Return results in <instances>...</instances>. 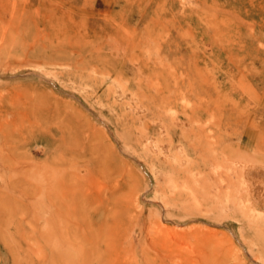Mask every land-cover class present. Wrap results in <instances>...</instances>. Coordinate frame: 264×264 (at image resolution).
Returning a JSON list of instances; mask_svg holds the SVG:
<instances>
[{
  "label": "rangeland",
  "instance_id": "374dc122",
  "mask_svg": "<svg viewBox=\"0 0 264 264\" xmlns=\"http://www.w3.org/2000/svg\"><path fill=\"white\" fill-rule=\"evenodd\" d=\"M0 115L1 232L18 228L49 255L65 241L80 251L102 239L114 264H264V206L254 191L264 187V0H0ZM98 144L108 147L97 152ZM87 162L97 175L63 190L73 164ZM90 205L119 211L104 234L91 225ZM0 247V264H11Z\"/></svg>",
  "mask_w": 264,
  "mask_h": 264
},
{
  "label": "bare ground",
  "instance_id": "6f19581e",
  "mask_svg": "<svg viewBox=\"0 0 264 264\" xmlns=\"http://www.w3.org/2000/svg\"><path fill=\"white\" fill-rule=\"evenodd\" d=\"M82 45H84V44H82ZM85 46V45H84ZM114 46V45H113ZM83 47V46H82ZM66 48H68V47H66ZM76 48H77V46H76ZM98 48H99V45H98ZM71 49V48H70ZM70 49H68V50H70ZM100 49H101V47H100ZM106 49V48H105ZM67 50V51H68ZM72 50H74V49H72ZM71 50V51H72ZM80 50V49H79ZM95 50V49H94ZM96 51H97V49H96ZM73 52V51H72ZM78 52V51H77ZM115 52V51H114ZM119 52V51H118ZM80 53V52H79ZM98 53V52H97ZM101 53V52H100ZM73 54V53H72ZM72 54L70 53V55L72 56ZM90 54V53H89ZM93 54V53H92ZM77 55V54H76ZM79 55V54H78ZM86 55H87V53H86ZM68 57H69V55H67ZM81 56V55H80ZM75 57V56H74ZM74 57H73V59H74ZM84 57V56H83ZM54 58V57H53ZM71 58V57H70ZM75 58H77V57H75ZM85 58V57H84ZM72 59V60H73ZM80 59V58H79ZM107 59V58H106ZM76 60V59H75ZM70 62H71V60H69ZM81 61V60H80ZM76 62V61H75ZM83 62V61H82ZM96 62V61H95ZM72 63V62H71ZM73 64V63H72ZM75 64H77V63H75ZM82 64H84V63H82ZM87 64V63H86ZM79 65V64H78ZM123 65V64H122ZM76 66V65H75ZM144 66H145V64H144ZM17 68H19V67H17ZM77 68V67H76ZM92 68V67H91ZM85 69V68H84ZM93 69V68H92ZM91 69V70H92ZM95 69V68H94ZM93 69V70H94ZM140 69V68H139ZM83 70V69H82ZM79 71V70H78ZM99 71H101V70H99ZM63 72H64V70H63ZM161 72V71H160ZM95 73V72H94ZM106 73V72H105ZM107 73H108V71H107ZM64 74V73H63ZM90 74V73H89ZM62 76V75H61ZM60 76V77H61ZM121 76V75H120ZM63 77H64V75H63ZM118 77H119V75H118ZM123 77V76H122ZM125 78V77H124ZM89 79V78H88ZM81 80V79H80ZM84 80V79H83ZM86 80V79H85ZM117 80V79H116ZM113 81H115V78H114V80ZM112 81V82H113ZM122 81H125V80H123L122 79ZM131 81V80H130ZM120 82V81H119ZM133 82V81H132ZM131 82V83H132ZM140 82V81H139ZM68 83V82H67ZM102 83V82H101ZM126 83V82H125ZM125 83H123V84H125ZM130 84V83H129ZM118 85V84H117ZM66 86V85H65ZM73 86H75L74 84H73ZM81 86V85H80ZM79 85H78V87H80ZM101 86V85H100ZM110 86V85H109ZM127 86V85H126ZM111 87V86H110ZM109 87V88H110ZM113 87H114V85H113ZM75 88V87H74ZM108 88V87H107ZM124 88V87H123ZM122 88V89H123ZM146 88V87H145ZM148 88V87H147ZM116 89V88H115ZM125 89V88H124ZM123 89V90H124ZM139 89H140V87H139ZM122 90V91H123ZM129 90V89H128ZM128 90H126V91H128ZM148 90V89H147ZM105 91V90H104ZM109 91V90H108ZM126 91H125V93H126ZM138 91V90H137ZM148 91H150V90H148ZM43 92H45V91H43ZM111 92H112V90H111ZM114 92V91H113ZM129 92H130V90H129ZM128 92V93H129ZM151 92V91H150ZM42 93V92H41ZM109 93V92H108ZM139 93V92H138ZM44 94V93H43ZM42 94V95H43ZM46 94V93H45ZM137 94V93H136ZM152 94V93H151ZM47 95H48V98H49V94L47 93ZM85 95H87V93L85 94ZM108 95V94H107ZM140 95V94H139ZM144 95H146L145 93H144ZM154 95V94H153ZM157 95V94H156ZM53 97H55L54 95H52ZM109 96V95H108ZM117 96V95H116ZM125 96V95H124ZM141 96V95H140ZM42 97V96H41ZM43 97H44V95H43ZM51 97V96H50ZM99 97V96H98ZM113 97V96H112ZM136 97V96H135ZM134 97V98H135ZM138 97V96H137ZM159 97V96H158ZM125 98V97H124ZM131 98V97H130ZM139 98V97H138ZM146 98V97H145ZM151 98V97H150ZM171 98V97H170ZM43 99H45V98H43ZM47 99V98H46ZM53 99V98H52ZM57 99V98H56ZM106 99V98H105ZM133 99V98H132ZM168 99V98H167ZM58 100V99H57ZM61 100V99H60ZM107 100V99H106ZM115 100V99H114ZM113 100V101H114ZM158 100V99H157ZM162 100V99H161ZM178 100V99H177ZM51 101H54V100H51ZM50 101V102H51ZM63 101V100H62ZM99 101V100H98ZM116 101H117V99H116ZM119 101V100H118ZM127 101V100H126ZM138 101V100H137ZM143 101H145V100H143ZM155 101V100H154ZM153 101V102H154ZM164 101H166V100H164ZM175 101H176V99H175ZM50 102H48L49 104H50ZM57 102V101H56ZM61 102V101H60ZM66 102V101H65ZM64 102V103H65ZM68 102V101H67ZM70 102V101H69ZM80 102V101H79ZM111 102V101H110ZM124 102V101H123ZM134 102V101H133ZM149 102H151V101H149ZM159 102V101H158ZM158 102L156 101V103L158 104ZM163 102V101H162ZM178 102V101H177ZM70 103H72V102H70ZM75 103V102H74ZM92 103V102H91ZM97 103V102H96ZM113 103V102H112ZM121 103V102H120ZM136 103V102H135ZM168 103H172V100L170 99V101L168 100ZM54 104H55V102H54ZM63 104V103H62ZM73 104V103H72ZM94 104V103H93ZM102 104V103H101ZM115 104H116V102H115ZM134 104V103H133ZM161 104V103H160ZM167 104V103H166ZM34 105V104H33ZM47 105V104H46ZM52 104H50V106H51ZM58 103H57V107H58ZM96 105V104H95ZM117 105V104H116ZM121 105V104H120ZM120 105H119V108H120ZM125 105V104H124ZM129 105V104H128ZM132 105V104H131ZM144 105V104H143ZM163 105H164V102H163ZM36 106V105H35ZM39 106H40V104H39ZM42 106V105H41ZM50 106H48V107H50ZM54 106V105H53ZM61 106H63V105H61ZM60 106V107H61ZM112 106V105H111ZM122 106V105H121ZM137 106H139V105H137ZM137 106H135V108L137 107ZM145 106V105H144ZM148 106H149V103H148ZM152 106H154V105H152ZM155 106H156V104H155ZM165 106V105H164ZM2 107V106H1ZM45 107V106H44ZM60 107H58V108H60ZM67 107V105L65 106V108ZM88 107V106H87ZM86 107V108H87ZM114 107H115V105H114ZM118 107V106H117ZM145 107H147V105L145 106ZM160 107V106H159ZM22 108H24V107H22ZM51 108V107H50ZM49 108V109H50ZM67 108H69V109H71L72 107H67ZM92 108V107H91ZM123 108V107H122ZM126 108V107H125ZM148 108V107H147ZM157 108V106L155 107V109ZM40 109V108H39ZM54 109V108H53ZM61 110H62V108H60ZM59 109V110H60ZM68 109V110H69ZM132 109H134L133 107L131 108V110ZM137 109V108H136ZM164 109V108H163ZM191 109V108H190ZM198 109V108H197ZM2 110V109H1ZM6 110V109H5ZM4 110V111H5ZM17 110V109H16ZM24 110V109H23ZM35 110H37V109H35ZM34 110V111H35ZM63 110H65V109H63ZM71 110H74V109H71ZM76 110V109H75ZM111 110V109H110ZM138 110H139V108H138ZM167 110V109H166ZM200 110H202V108L200 109ZM205 110V109H204ZM208 110V109H207ZM3 111V110H2ZM22 111V110H21ZM43 111V110H42ZM45 111V110H44ZM55 111V110H54ZM57 111H58V109H57ZM77 111V110H76ZM105 111V110H104ZM112 111V110H111ZM114 111V110H113ZM122 111V110H121ZM127 111V110H126ZM133 111V110H132ZM194 111V110H193ZM196 111V110H195ZM199 110H197V112H198ZM36 113L38 112V110L37 111H35ZM91 112V111H90ZM108 112V111H107ZM110 112V111H109ZM139 112V111H138ZM163 112H165V110H163ZM196 112V113H197ZM207 112V111H206ZM205 112V113H206ZM6 113V112H5ZM15 113V112H14ZM17 113V112H16ZM21 113V112H20ZM23 113V112H22ZM50 113V112H49ZM55 113H59V112H56L55 111ZM61 113V112H60ZM67 113V112H66ZM127 113V112H126ZM153 113V112H152ZM159 113V112H158ZM166 113V112H165ZM19 114V113H18ZM17 114V115H18ZM30 114H31V111H30ZM32 114H33V112H32ZM39 114V113H38ZM43 114H45V113H43ZM54 114V113H53ZM100 114V113H99ZM131 114H133V113H131ZM135 114V113H134ZM155 114V113H154ZM160 114V113H159ZM202 114V113H201ZM1 115H3V114H1ZM0 115V116H1ZM25 114H23V116H24ZM41 115V114H40ZM45 115H47V114H45ZM59 115V114H58ZM62 117H64V118H66V116H63L62 115V113L60 114ZM69 115H71V114H69ZM77 115V114H76ZM117 115V114H116ZM123 115V114H122ZM127 115V114H126ZM137 115V114H136ZM140 115V114H139ZM149 115V114H148ZM156 115V114H155ZM168 114H166V116H167ZM171 115H172V113H171ZM179 115V114H178ZM189 115V114H188ZM191 115V114H190ZM193 115V114H192ZM191 115V116H192ZM195 115V114H194ZM194 115H193V117H194ZM25 116H27V114L25 115ZM29 116V115H28ZM30 116H32V115H30ZM37 116V115H36ZM42 116H44V115H42ZM56 116H57V114L55 115V118L54 117H50L51 119H55L56 120ZM72 116V115H71ZM73 116H74V114H73ZM80 116V115H79ZM86 116V115H85ZM94 116V115H93ZM120 116V115H119ZM147 116V115H146ZM145 116V117H146ZM153 116V115H152ZM163 116V115H162ZM17 117V116H16ZM15 117V118H16ZM19 117H20V114L18 115V119H19ZM40 117V116H39ZM69 117V116H68ZM114 117V116H113ZM125 117H127V116H125ZM134 117V116H133ZM160 117V116H159ZM187 117H190V116H187ZM186 117V118H187ZM192 117V118H193ZM1 118V117H0ZM22 118V117H21ZM25 118H27V117H25ZM24 118V119H25ZM29 118V117H28ZM32 118H33V116H32ZM32 118H30L31 120H34V119H32ZM63 118V119H64ZM120 118H122V116L120 117ZM130 118V117H129ZM161 118V117H160ZM195 118V117H194ZM198 118H199V116H198ZM197 118V119H198ZM17 119V118H16ZM23 119V118H22ZM23 119V120H24ZM40 119H41V117H40ZM40 119H38L37 118V120H40ZM46 119V118H45ZM47 119H49V118H47ZM47 119H46V121H47ZM50 119V120H51ZM59 120H60V118H58ZM58 119H57V121H58ZM62 119V118H61ZM62 119V120H63ZM68 119L69 118H66V120L68 121ZM86 119V118H85ZM99 119V118H98ZM112 119V118H111ZM123 119V118H122ZM134 119V118H133ZM136 120H137V117L135 118ZM169 119H170V117H169ZM169 119H167V120H169ZM171 119L173 120V118L171 117ZM178 119V118H177ZM27 120V119H26ZM71 120V118L69 119V121ZM75 120V119H74ZM80 120H81V118H79V122H80ZM109 120V119H108ZM131 120V119H130ZM139 120V119H138ZM149 120V119H148ZM147 120V121H148ZM154 120V119H153ZM179 120V119H178ZM1 121V120H0ZM15 121V120H14ZM19 121H21V120H18V122L17 123H19ZM49 121V120H48ZM81 121H83L84 122V120H81ZM106 121V120H105ZM120 121V120H119ZM118 121V122H119ZM127 121V120H126ZM165 121V120H164ZM180 121V120H179ZM190 121H192V119L190 120ZM195 121V120H194ZM198 121V120H197ZM22 122V121H21ZM24 122V121H23ZM26 122V121H25ZM43 122H45V121H43ZM56 122V121H55ZM54 121H53V123H55ZM60 122V121H59ZM64 122H65V120L64 121H62V123L61 124H64ZM72 123H75V121H71ZM87 122H89V121H87ZM108 122V121H107ZM115 122H116V120H115ZM122 123H123V121H121ZM132 122V121H131ZM133 122H134V120H133ZM136 122V121H135ZM134 122V123H135ZM170 122V121H169ZM6 123V122H5ZM16 123V124H17ZM27 123H28V120H27ZM82 123V122H81ZM86 123V122H85ZM93 123H96V122H93ZM106 123V122H105ZM110 123V122H109ZM140 123V122H139ZM149 123V122H148ZM151 123V122H150ZM174 123V122H173ZM195 123V122H194ZM8 124V123H7ZM26 124V123H25ZM37 124V123H36ZM35 124V125H36ZM59 124V123H58ZM68 124V122L66 123V125ZM71 124V123H70ZM91 124V123H90ZM144 124H145V122H144ZM183 124V123H182ZM1 125H3V126H5L4 124H1ZM10 125V124H9ZM12 125V124H11ZM22 126H23V124H21ZM33 125V124H32ZM32 125H30V126H32ZM41 125V124H40ZM39 125V126H40ZM51 125V124H50ZM60 125V124H59ZM71 125H73L74 127H75V125L74 124H71ZM76 125H78V123H76ZM129 125V124H128ZM147 124H145V126H146ZM176 125V124H175ZM178 125V124H177ZM195 125H197V124H195ZM198 125H200V126H202L201 124H198ZM197 125V126H198ZM8 126V125H7ZM7 126H6V128H7ZM13 126V125H12ZM15 126V125H14ZM25 126V125H24ZM63 126H65V124L63 125ZM70 126V125H69ZM68 126V127H69ZM86 125H83L82 127H80V128H83V131H85L86 129V127H88V128H90L89 126H86ZM184 126L187 128L188 127V125L186 126L185 124H184ZM203 126H205V124L203 125ZM9 127V126H8ZM11 127V126H10ZM62 127V126H61ZM66 127V126H65ZM71 127V126H70ZM79 127V125L77 126V128ZM129 127H131V126H129ZM181 127V126H180ZM13 128V127H12ZM15 128V127H14ZM18 129H21V127L19 128V127H17ZM27 128H28V126H27ZM30 128V127H29ZM36 128V127H35ZM39 128V127H38ZM57 129H58V127H56ZM76 128V127H75ZM76 128V129H77ZM92 128V127H91ZM97 128V127H96ZM126 128V127H125ZM144 128H146V127H144ZM143 128V129H144ZM198 128V127H197ZM204 128V127H203ZM214 129H215V127H213ZM4 129V128H3ZM24 129V128H23ZM48 129V128H47ZM61 129V128H60ZM63 129V128H62ZM66 129H67V127H66ZM70 129V128H69ZM69 129H67V130H69ZM100 128H98L97 129V131L99 130ZM137 129V128H136ZM172 129V128H171ZM180 129H182V128H180ZM193 129V128H192ZM2 130V129H1ZM55 130V129H54ZM64 130V129H63ZM71 130H75V129H72V127H71ZM81 130V129H80ZM89 130V129H88ZM91 130H93V129H91ZM106 130V129H105ZM129 130V129H128ZM131 130V129H130ZM141 130V129H140ZM163 130V129H162ZM8 131V130H7ZM17 132L19 131V130H16ZM50 131H52V130H50ZM58 131V130H57ZM60 131H62V130H60ZM83 131H81V132H83ZM189 131H190V128H189ZM1 132V131H0ZM5 131H3V133H4ZM10 132V131H9ZM20 132V131H19ZM21 132H22V129H21ZM24 132V131H23ZM35 132V131H34ZM69 132H70V130H69ZM79 132V131H78ZM85 132H88V131H85ZM92 131H90V134H94L93 132L91 133ZM95 132V131H94ZM110 132V131H109ZM145 132H147L146 130H145ZM180 132V131H179ZM214 132V131H213ZM7 133V132H6ZM33 133V132H32ZM74 133V134H73ZM97 133V135L99 134L98 132H96ZM105 133V132H104ZM124 133V132H123ZM137 133H139V130L137 131ZM165 133V132H164ZM181 133V132H180ZM191 133H193V131L191 132ZM210 133H212L211 131H210ZM11 134V132L8 134V135H10ZM22 134V133H21ZM26 134V133H25ZM49 134V133H48ZM68 134L71 136V134L70 133H67L66 134V136H68ZM76 134H79V133H75V132H72V135H75L74 137H76V139H77V137H78V135L76 136ZM83 134V133H82ZM85 134V133H84ZM83 134V135H84ZM87 134V133H86ZM102 134V133H101ZM120 134V133H119ZM142 134H144V132L142 133ZM199 134V133H198ZM214 134H215V132H214ZM213 134V135H214ZM217 134V133H216ZM50 135H51V133H50ZM53 135V134H52ZM51 135V136H52ZM59 135H61V134H59ZM63 135V134H62ZM95 135V134H94ZM169 135V134H168ZM195 135V134H194ZM10 136H13V135H10ZM28 136V135H27ZM30 136H31V134H30ZM99 136H100V134H99ZM98 136V137H99ZM102 136H104V134L102 135ZM116 136H118V135H116ZM198 136V135H197ZM203 136V135H202ZM217 136V135H216ZM2 137H4V136H2ZM15 137H17V136H15ZM14 137V138H15ZM24 137V136H23ZM32 137H33V135H32ZM61 137V136H60ZM62 137H64V136H62ZM71 137H73V136H71ZM130 137V136H129ZM137 137V136H136ZM144 137H146V136H144ZM191 137V136H190ZM205 137V136H204ZM211 137V136H210ZM70 138V137H69ZM90 138V137H89ZM89 138H87V139H89ZM100 138V137H99ZM132 138V137H131ZM130 138V139H131ZM147 138V137H146ZM212 138V137H211ZM8 140L9 138H5V140ZM11 140L13 139V138H10ZM19 139H20V137H19ZM29 139V138H28ZM32 138H30L29 140H31ZM62 139V141H64L63 140V138H61ZM71 139H73V138H71ZM75 139V138H74ZM79 139V138H78ZM83 139V138H82ZM94 139H96V138H94ZM123 139V138H122ZM122 139H121V142H123L122 141ZM164 139V138H163ZM213 139V138H212ZM7 140L5 141V142H7ZM10 140V141H11ZM23 140V139H22ZM54 140L56 141V139H55V137H54ZM67 140H68V137H67ZM66 140V142H69V141H67ZM93 140V139H92ZM98 140V139H97ZM96 140V141H97ZM108 140V139H107ZM127 140V139H126ZM142 140V139H141ZM140 140V141H141ZM197 140V139H196ZM196 140H195V142H196ZM9 141V140H8ZM13 141V140H12ZM18 141H20V140H18ZM32 141V140H31ZM54 141V142H55ZM58 141V140H57ZM61 141V142H62ZM73 142L75 141V140H72ZM77 141V140H76ZM83 141H85L84 139H83ZM90 141H91V138H90ZM95 141V142H96ZM99 141V140H98ZM97 141V142H98ZM118 141V140H117ZM212 141H214V139L212 140ZM14 142V141H13ZM22 142V141H21ZM70 142H71V140H70ZM73 142H71V144H73ZM95 142H93L94 144H95ZM138 142V141H137ZM156 142V141H155ZM226 142V141H225ZM15 143V142H14ZM27 143H28V141H27ZM63 143V142H62ZM78 143V142H77ZM77 143H75L74 145H77L78 146V144ZM125 143V142H124ZM133 143V142H132ZM139 143V142H138ZM147 143V142H146ZM197 143V142H196ZM203 143V142H202ZM210 143V142H209ZM214 143H216V142H214ZM222 143V142H221ZM12 144V143H11ZM16 144H19V143H17L16 142ZM29 144H30V141H29ZM60 145H61V143H59ZM130 144V143H129ZM135 144V143H134ZM140 144L141 143H139V146H140ZM218 142H217V146H218ZM224 144V143H223ZM23 146H24V144H22ZM68 145L70 146V143H68ZM81 145V144H80ZM85 145V144H84ZM83 145V146H84ZM89 145V144H88ZM101 144H98L97 145V147H96V151H97V148H98V146H100ZM107 145V144H106ZM105 144H104V146H106ZM119 145V144H118ZM117 145V146H118ZM128 145V144H127ZM126 145V146H127ZM199 145V144H198ZM202 145V144H201ZM200 145V146H201ZM205 145V144H204ZM207 145V144H206ZM205 145V146H206ZM220 145V144H219ZM228 145V144H227ZM8 146V145H7ZM18 146V145H17ZM37 146V145H36ZM59 146V145H58ZM61 146H65V145H61ZM67 146V145H66ZM95 146V145H94ZM101 146H103V145H101ZM104 146H103V149H104ZM155 146H156V144H155ZM194 146H196V145H194ZM213 146V145H212ZM224 146H226V145H224ZM13 147V146H12ZM71 147H72V145H71ZM79 147V146H78ZM108 146H106L105 148H107ZM128 147V146H127ZM203 147V146H202ZM209 147V146H208ZM220 147V146H219ZM18 148H20L19 146H18ZM22 148V147H21ZM54 148V147H53ZM61 148V147H60ZM93 148V147H92ZM156 148H157V146H156ZM190 148V147H189ZM205 149H206V147H204ZM221 148H222V146H221ZM227 148H229V146L227 147ZM227 148H224L225 150H227ZM5 149H7V148H5ZM14 149H15V147H14ZM22 149H24V148H22ZM54 149H56V147L54 148ZM57 149H58V147H57ZM62 149V148H61ZM82 149V148H81ZM90 149H91V147H90ZM89 149V150H90ZM101 149V148H100ZM100 149L98 150V151H100ZM125 149V148H124ZM131 149V148H130ZM198 149H201V151H202V148L200 147V148H198ZM209 149V148H208ZM211 149V148H210ZM64 150V149H63ZM93 150L95 151V148H93ZM105 150H107V149H105ZM121 150V149H120ZM126 150V149H125ZM207 150V149H206ZM3 151V150H2ZM12 151V149L10 150V152ZM59 151V150H58ZM80 151V150H79ZM83 151V150H82ZM91 151V150H90ZM97 151V152H98ZM109 150H107L106 152H108ZM113 151V150H112ZM165 151V150H164ZM205 151V150H204ZM203 151V152H204ZM219 151V150H218ZM221 151V150H220ZM224 151V150H223ZM227 151H229V149L227 150ZM17 152V151H16ZM20 152V151H19ZM18 152V153H19ZM23 152V151H22ZM65 152H67L68 153V151L66 150ZM70 152V151H69ZM124 152H127V151H124ZM185 152H187V151H185ZM189 152V151H188ZM187 152V153H188ZM207 152V151H206ZM225 152V151H224ZM6 153H7V151H6ZM61 153V152H60ZM88 153V152H87ZM86 153V154H87ZM90 153V155H91V152H89ZM132 153V152H131ZM180 153V152H179ZM210 153V152H209ZM212 153V152H211ZM26 154V153H25ZM100 154H101V152H100ZM103 154H104V152H103ZM114 154V153H113ZM140 154V153H139ZM176 154H177V152H176ZM204 154V153H203ZM13 155V154H12ZM57 155H60L59 153L57 154ZM65 155V154H64ZM74 155V154H73ZM93 155V154H92ZM98 155V154H97ZM201 155V154H200ZM8 156V155H7ZM18 156H19V154H18ZM25 156V155H24ZM23 156V157H24ZM63 156V155H62ZM75 157H77L76 155H74ZM81 156V155H80ZM104 156V155H103ZM112 156V155H111ZM111 156H109L108 158H110ZM9 157V156H8ZM92 157H94V155L92 156ZM142 157V156H141ZM35 158V157H34ZM74 158V157H73ZM78 159H81V157H77ZM85 158V157H84ZM102 159H103V157H101ZM106 158V157H105ZM205 158V157H204ZM11 159V158H10ZM64 159V158H63ZM98 159V158H97ZM107 159V158H106ZM106 159H104L105 161H106ZM112 159V158H111ZM116 159V158H115ZM13 160V159H12ZM17 160H18V158H17ZM31 160V159H30ZM207 160H208V158H207ZM8 161V160H7ZM15 161V160H14ZM19 161H21V160H19ZM70 161V160H69ZM99 161H100V159H99ZM107 161H108V159H107ZM106 161V162H107ZM165 161V160H164ZM171 161V160H170ZM220 161V160H219ZM3 162V161H2ZM105 162V164H104V166L107 164ZM167 162V161H166ZM212 161H210V163H211ZM16 163V162H15ZM24 163V162H23ZM94 163V162H93ZM114 163V162H113ZM116 163V162H115ZM115 163L114 164H112L113 166L115 165ZM209 163V164H210ZM214 163V162H213ZM20 164V163H19ZM62 164V163H61ZM81 164V163H80ZM79 163H74L73 164V166H72V178L69 180V181H67V180H65V179H63V180H61L59 183L61 184V186H62V188H63V190H67L68 192L69 191H71V192H75V191H78V189H79V187H80V185H79V183L77 184V183H75L74 182V179H78V178H80V179H84L83 177H89L90 178V175H92V174H95V171L96 170H94V168H92V163H89V162H87L86 164L85 163H83L84 164V166H82V165H80ZM108 164H109V161H108ZM108 164L106 165V166H108ZM121 164H122V161H121ZM146 164V163H145ZM10 165V164H9ZM22 165V164H21ZM34 165V164H33ZM38 166H39V164H37ZM72 165V164H71ZM98 165H99V162H98ZM117 165H119V164H117ZM203 165V164H202ZM205 165V164H204ZM7 166V165H6ZM62 166H64V165H62ZM94 166H95V164H94ZM104 166H103V170H104ZM66 167H68V165H66ZM102 167V166H101ZM100 167V168H101ZM118 167V166H117ZM33 168H34V166H33ZM69 168V167H68ZM96 168V167H95ZM108 168V167H107ZM11 169H12V167H11ZM23 169V168H22ZM36 169V168H35ZM64 169H65V167H64ZM67 169V168H66ZM109 169H111L110 167H109ZM115 169V168H114ZM118 169V168H117ZM100 170V169H99ZM108 170V169H107ZM2 171V170H1ZM28 171V170H27ZM26 171V172H27ZM31 171V170H30ZM82 171H85L86 172V175L84 176H82L81 175V172ZM102 171V170H101ZM17 172V171H16ZM20 172V171H19ZM19 172H17V173H19ZM29 172V171H28ZM33 172V171H32ZM96 172H98V171H96ZM100 172V171H99ZM104 172H105V170H104ZM37 173V172H36ZM35 173V174H36ZM158 173V172H157ZM164 173V172H163ZM195 173H196V171H195ZM199 173V172H198ZM24 174V173H23ZM32 174V173H31ZM160 174V173H159ZM182 174V173H181ZM223 174V173H222ZM18 175V174H17ZM95 175H97V174H95ZM94 175V176H95ZM99 175H101V176H103L102 175V173H100ZM223 175H225V174H223ZM170 176H172V175H170ZM174 176V175H173ZM192 176V175H191ZM213 176V175H212ZM211 176V177H212ZM222 176V175H221ZM20 177H22V176H20ZM19 177V178H20ZM62 177V176H61ZM82 177V178H81ZM165 177H166V175H165ZM185 177V176H184ZM195 177H197V176H195ZM199 177V176H198ZM205 177V176H204ZM224 177V176H223ZM231 177V176H230ZM70 178V177H69ZM88 178V179H89ZM107 178V177H106ZM189 178H190V176H189ZM201 178V177H200ZM16 179V178H15ZM96 179V178H95ZM172 179H173V177H172ZM191 179V178H190ZM201 179H203V178H201ZM200 179V180H201ZM207 179V178H206ZM233 179V178H232ZM231 179V180H232ZM238 179V178H237ZM22 180V179H21ZM103 180H105V179H103ZM168 180V179H167ZM205 180V179H204ZM209 180V179H208ZM211 180H212V178H211ZM221 180V179H220ZM231 180H229V181H231ZM9 181V180H8ZM76 181V180H75ZM88 181V180H87ZM91 181V179L89 180V182ZM93 181V180H92ZM91 181V182H92ZM97 181H98V179H97ZM99 181H100V179H99ZM181 181V180H180ZM189 181V180H188ZM4 182V181H3ZM18 182V181H17ZM29 182V181H28ZM68 182H70V183H68ZM94 182H95V180H94ZM173 182H174V180H173ZM178 182V181H177ZM185 182H187V180L185 181ZM193 182V181H192ZM201 182V181H200ZM207 182V181H206ZM222 182H224V181H222ZM228 182V181H227ZM5 183V182H4ZM11 183V182H10ZM13 183H14V181H13ZM96 183V182H95ZM183 183V182H182ZM182 183H180L181 185H182ZM188 183V182H187ZM190 183V182H189ZM205 183V182H204ZM215 183V181L213 182V184ZM28 184V183H27ZM85 184V183H84ZM94 184V183H93ZM98 185L100 184V183H97ZM102 184V183H101ZM114 184H115V182H114ZM176 184V183H175ZM174 184V185H175ZM179 184V183H178ZM186 184V183H185ZM202 184V183H201ZM12 185V184H11ZM13 185H15V184H13ZM12 185V186H13ZM23 185V184H22ZM83 185V184H82ZM109 185V184H108ZM190 185V184H189ZM193 185H195V184H193ZM29 186H30V184H29ZM33 186V185H32ZM87 186V185H86ZM91 186H92V184H91ZM104 186V185H103ZM114 185L112 184V185H110L109 187H108V189H111L112 187H113ZM183 186H186V185H184L183 184ZM198 186H199V184H198ZM7 187V186H6ZM60 187V186H59ZM93 187V186H92ZM99 187H101V186H99ZM179 187H181L180 185L179 186H176V188H179ZM205 187V186H204ZM27 188V187H26ZM34 188V187H33ZM84 188H86L85 186H84ZM202 188V187H201ZM217 188H219V187H217ZM37 189V188H36ZM80 189H81V187H80ZM103 189V188H102ZM173 189V188H172ZM180 189V188H179ZM199 189V192H200V188H198ZM26 190H28V188L26 189ZM30 190V189H29ZM83 190V189H82ZM190 190V189H189ZM193 190H194V188H193ZM36 191V190H35ZM34 191V192H35ZM173 191V190H172ZM187 191V190H186ZM207 192H208V190H206ZM205 191V192H206ZM254 191L256 192V194L258 195V199H259V201H260V204H262L263 206H264V187H262V186H257L255 189H254ZM4 192V191H3ZM182 192L184 193V191L182 190ZM188 192V191H187ZM198 192V191H197ZM197 192H196V194H197ZM210 192V191H209ZM176 193V192H175ZM216 193V192H215ZM218 193H219V191H218ZM0 194H1V191H0ZM5 194H6V192H5ZM176 194H179V193H176ZM195 194V195H196ZM200 194V193H199ZM213 194V193H212ZM31 195V194H30ZM38 195V194H37ZM44 195V194H43ZM181 195V194H180ZM219 195V194H218ZM39 196V195H38ZM170 196V195H169ZM176 196V195H175ZM193 196V195H192ZM200 196H201V194H200ZM202 196H203V194H202ZM13 197V196H12ZM12 197H10V198H12ZM174 197V196H173ZM178 197H180V196H178ZM190 197V196H189ZM219 197V196H218ZM5 198V197H4ZM8 198H9V196H8ZM23 198V197H22ZM37 198V197H36ZM191 198H193V197H191ZM210 198H212V197H210ZM3 199V198H2ZM21 199V198H20ZM173 199H175V198H171V200L173 201ZM194 199H196L195 197H194ZM199 199V198H198ZM219 199V198H218ZM23 200H25V199H23ZM22 200V201H23ZM200 200V199H199ZM206 200H207V197H206ZM26 201V200H25ZM189 201V200H188ZM193 201V200H192ZM191 201V202H192ZM208 201H209V198H208ZM213 201V200H212ZM215 201H217V200H215ZM221 201V200H220ZM20 202V201H19ZM167 202V201H166ZM175 202V201H174ZM195 202H197V201H195ZM205 202H207V201H205ZM52 203V202H51ZM170 203V202H169ZM177 203V202H176ZM179 203V202H178ZM185 203V202H184ZM187 203V202H186ZM186 203H185V205H186ZM217 203V202H216ZM220 203V202H219ZM92 204V203H91ZM175 204V203H174ZM188 204V203H187ZM196 204H198V203H196ZM204 204V203H203ZM25 205V204H24ZM177 205V204H176ZM175 205V206H176ZM180 205V204H179ZM199 206H200V202H199V204H198ZM47 206V205H46ZM166 206V205H165ZM202 206V205H201ZM210 206H212V205H210ZM238 206V205H237ZM237 206H235V207H237ZM168 207V206H167ZM166 207V208H167ZM174 205H172V209L174 210ZM177 207V206H176ZM181 207H182V205H181ZM218 207H219V205H218ZM185 208H187V207H185ZM190 208V207H189ZM203 208V207H202ZM205 208H207V207H205ZM221 208V207H220ZM52 209V208H51ZM170 209H171V207H170ZM171 209V210H172ZM178 208H176V210H177ZM180 209V208H179ZM178 209V210H179ZM183 209V208H182ZM213 209H214V207H213ZM212 209V210H213ZM224 209V208H223ZM186 210H188V209H186ZM189 210H191V208L189 209ZM218 210V209H217ZM167 211V210H166ZM180 211V210H179ZM183 211H185V210H183ZM197 211V210H196ZM206 211V210H205ZM211 211V210H210ZM214 211V210H213ZM221 211V210H220ZM219 211V212H220ZM1 212V211H0ZM50 212V211H49ZM98 211H96V209H94L93 208V205H90V216L91 217H94L95 218V222H93V223H91V225L92 226H95V228H97V230H95L96 232H97V234H104V231H105V227L107 228V227H109V228H111L112 226L111 225H109V223L110 222H108L107 223V219L109 218V217H112L113 218V220H114V217L115 216H118V214H119V211H116V210H108V209H104L103 211H100V212H98ZM195 212V211H194ZM244 212V211H243ZM111 213L113 214V215H111ZM169 213V212H168ZM196 213V212H195ZM194 213V214H195ZM198 213V212H197ZM0 214H2V213H0ZM48 214V213H47ZM50 214H52V213H50ZM191 214V213H190ZM200 214V213H199ZM208 214V213H207ZM209 214H210V212H209ZM247 214V213H246ZM36 215H38V214H36ZM45 215V214H44ZM35 216V215H34ZM53 216V215H52ZM170 216H172L171 214H170ZM177 216V215H176ZM183 216V215H182ZM188 216H190V215H187V217ZM195 216H197V215H195ZM199 216H203L204 217V215H199ZM208 216V215H207ZM7 217V216H6ZM38 217V216H37ZM46 217V216H45ZM173 217H174V214H173ZM179 217V216H178ZM181 217V216H180ZM186 217V216H185ZM215 217V216H214ZM217 217V216H216ZM1 218V217H0ZM4 218H5V216H4ZM190 218V217H189ZM197 218V217H196ZM205 218V217H204ZM207 218V217H206ZM6 219V218H5ZM44 219V218H43ZM50 219V218H49ZM48 219V225H50V227L53 225H51V223H52V221L51 220H49ZM194 219V218H193ZM208 219H210V217H208ZM214 219V218H213ZM4 220V219H3ZM37 220H39V219H37ZM46 220V219H45ZM55 222H58V218H56V216H55ZM109 220V219H108ZM190 220V219H189ZM51 221V222H50ZM179 221H181V220H179ZM185 221V220H184ZM186 221H188V220H186ZM244 221V220H243ZM6 222V221H5ZM115 222H117V221H115ZM182 222V221H181ZM1 223V222H0ZM2 223H3V221H2ZM31 224H32V222H30ZM29 223V224H30ZM47 223V222H46ZM183 223V222H182ZM27 224V223H26ZM6 225V224H5ZM4 225V226H5ZM11 225V224H10ZM37 225V224H36ZM3 226V225H2ZM9 226V225H8ZM29 226V225H28ZM7 227V226H6ZM48 227V226H47ZM4 228V227H3ZM7 228H9V227H7ZM6 228V229H7ZM1 229V228H0ZM28 229V228H27ZM20 229H15V227H13V228H9V229H7L6 231H0V243H2L3 245H4V249H6V254H5V256H6V258H5V260L7 261V263L8 262H11V264H43L44 262H45V264H46V262L48 261V259H50V260H52V261H50V262H53V264H114V263H116L115 262V259H112L111 257H112V252H111V250H112V245H110V243L108 242H106V247L103 249L102 247H101V245H104V242H102V244H101V240H99V242L98 243H96V245L95 244H92V246L90 245V247L87 249H85V247H86V245L84 246H82V247H84V249L82 248H80L81 250L79 251V249L78 250H74V249H72V247L74 246V245H76V244H72V242L71 241H65V242H62L61 243V245L58 247V246H54V248H55V251H54V254L55 253H58V254H60V256L59 257H57L58 259H56V260H54V258H53V256L52 255H54V254H52V255H49V252L46 250V246H40L39 248L40 249H34V248H32V244L33 243H31V240H32V237L31 236H27V235H25L24 233H20V231H19ZM22 230H24L23 228H22ZM29 230V229H28ZM109 230H111V229H109ZM33 232H35V231H33ZM87 232V231H86ZM108 232V230L106 229V233ZM184 232V231H183ZM31 233V232H30ZM175 233V232H174ZM178 233V232H177ZM180 233H181V231H180ZM35 234V233H34ZM37 234V233H36ZM39 234V233H38ZM42 234V233H41ZM48 234V233H47ZM33 235V234H32ZM44 235V234H43ZM175 235V234H174ZM49 237H51L50 235H48ZM40 238H41V235L39 236ZM170 237H173V236H170ZM46 238V237H45ZM53 238V237H52ZM100 238H102L101 236H100ZM109 238V237H108ZM38 239V238H37ZM41 239H43L44 240V237L43 238H41ZM171 239V238H170ZM177 239V238H176ZM36 240V239H35ZM47 240V242L50 244V247H51V250L53 249V239H51V238H49V239H46ZM46 240H44L45 242H46ZM171 240H173V238L171 239ZM93 243V242H92ZM35 245H37V244H35ZM48 245V244H47ZM75 247H77L78 248V246H75ZM1 248V247H0ZM36 248H37V246H36ZM77 248H75V249H77ZM194 248V247H193ZM65 249H67V252L65 251ZM3 250V249H2ZM196 253V252H195ZM39 255L40 256V258L39 259H36L34 256L35 255ZM37 255V256H38ZM0 256H1V253H0ZM55 256V255H54ZM191 256V260H193L194 261V258L192 257L193 255H190ZM190 256H189V258H190ZM188 257V256H187ZM193 258V259H192ZM3 259V258H2ZM1 259V260H2ZM186 259H188V258H186ZM185 259V260H186ZM185 260H183L184 262H185ZM191 260H189L190 262H192ZM39 262V263H38ZM187 262H188V260H187ZM189 262V263H190ZM195 263H197L198 261L197 260H195L194 261ZM193 262V264H195ZM186 263V262H185ZM185 263H182V264H185ZM49 264V263H48ZM192 264V263H191Z\"/></svg>",
  "mask_w": 264,
  "mask_h": 264
}]
</instances>
